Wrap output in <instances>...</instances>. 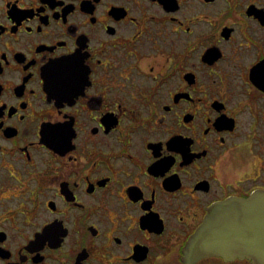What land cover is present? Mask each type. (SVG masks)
Wrapping results in <instances>:
<instances>
[{
  "label": "flooded vegetation",
  "instance_id": "1",
  "mask_svg": "<svg viewBox=\"0 0 264 264\" xmlns=\"http://www.w3.org/2000/svg\"><path fill=\"white\" fill-rule=\"evenodd\" d=\"M264 193V0H0V264L192 258Z\"/></svg>",
  "mask_w": 264,
  "mask_h": 264
},
{
  "label": "water",
  "instance_id": "2",
  "mask_svg": "<svg viewBox=\"0 0 264 264\" xmlns=\"http://www.w3.org/2000/svg\"><path fill=\"white\" fill-rule=\"evenodd\" d=\"M194 259L219 256L264 264V193L214 204L188 244Z\"/></svg>",
  "mask_w": 264,
  "mask_h": 264
}]
</instances>
